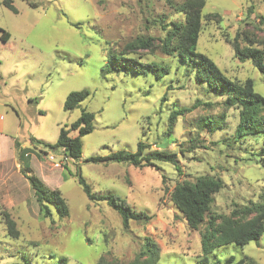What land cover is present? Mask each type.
<instances>
[{
  "label": "rangeland",
  "instance_id": "1",
  "mask_svg": "<svg viewBox=\"0 0 264 264\" xmlns=\"http://www.w3.org/2000/svg\"><path fill=\"white\" fill-rule=\"evenodd\" d=\"M2 1L0 36L4 31L9 38H0V264H58L63 257L67 264L100 259L127 264L142 251L146 238L159 250L156 264H196L202 256L199 232L188 229L169 197L177 183L205 174L220 178L224 188L214 197V215H228L236 204L264 197V157L254 153L264 143L256 137L235 143L237 110L223 106L224 97L207 92L157 47L138 50L135 56L168 66L169 73L159 80L151 73L106 70L110 48L122 49L138 37L155 38L159 45L163 25L183 22V15L173 10L183 0H12L16 13ZM211 13L221 22L202 20L197 51L231 80L251 79L264 98V76L249 61H237L227 43L237 31L264 39V0H205L202 15ZM81 90L89 91V97L65 111L68 94ZM183 107L191 111L176 118L168 137V116ZM82 110L94 120L92 132L81 138V157L74 162L45 150L60 163L54 168L29 139L55 143L60 129L74 123ZM204 119H219L220 129L209 133ZM15 142L30 150L29 173L61 192L68 217L59 218L53 207L50 217L40 216ZM138 143L148 146L144 154L162 149L176 153L180 172L165 162L133 167L86 161L118 151L135 153ZM77 168L92 193L115 195L148 214L149 221H129L124 228L105 202L87 200L74 176ZM3 213L15 223L18 239L8 236ZM244 256L264 264V234L258 243L222 246L206 259L223 264Z\"/></svg>",
  "mask_w": 264,
  "mask_h": 264
},
{
  "label": "trees",
  "instance_id": "2",
  "mask_svg": "<svg viewBox=\"0 0 264 264\" xmlns=\"http://www.w3.org/2000/svg\"><path fill=\"white\" fill-rule=\"evenodd\" d=\"M2 4L16 13L12 5V0H3ZM205 0H183L173 6L177 14L183 15V22L172 21L162 26L163 35L157 41L152 37H138L125 44L122 49L110 48L107 52L106 70L133 75H146L151 73L157 80L169 73V67L160 65L157 62L142 61L135 56L138 50H153L158 48L160 52L172 59H176L186 68V72L192 75L194 81L200 85H205L207 92L216 96L224 97L223 106L227 109L237 110V124L233 131L235 143L253 137L260 138L264 143V98L254 91V84L251 79L238 82L228 78L217 65L206 55L197 51V41L202 30V20L221 22V18L216 13L202 15ZM262 21V18H260ZM162 22V21H161ZM2 41H7L9 34L1 31ZM233 51V57L239 62L249 61L252 66L264 76V39H257L247 31H237L234 37L227 40ZM90 95L89 91L81 90L71 92L65 99L63 109L71 111L78 107ZM165 98H163L164 100ZM189 108H178L170 112L167 120V135H171L173 126L178 116H183L190 112ZM94 115L85 110L81 111L80 117L70 126H63L58 138L53 144H46L33 137H30L29 144L33 149L43 152V155L59 153L65 159L77 162L81 157V138L88 135L93 130ZM222 121L219 119H204L203 125L209 133L220 129ZM76 132L75 137L70 133ZM15 151L19 157L22 172L29 182L35 201L42 218L51 216V207L56 215L63 219L69 216L68 205L59 190L48 189L36 176L29 173L28 149H21L15 142ZM144 143H138L137 151L130 153L126 151L114 152L106 157H91L87 162L102 163H126L133 167H155L157 162H165L174 167L176 172H180L176 153L165 150H151L144 154L147 149ZM47 150V152H45ZM263 159L264 146L255 151ZM255 155V154H253ZM77 184L88 201L105 202L121 218L124 228L128 227L129 221L146 223L151 218L145 212L135 210L125 200L112 195H96L92 193L89 185L81 176L77 168L74 174ZM224 188L223 181L212 175H201L194 181H182L177 183L170 192V201L175 209L180 213L184 223L191 231H198L201 243L202 256L196 264H220L219 261L209 263L206 256L218 248L230 244L240 247L250 242L258 243L264 234V197L255 202L243 205H235L228 215L211 214V206L214 197ZM3 220L7 234L13 239H18V231L15 223L9 218L7 213H3ZM203 227V229H201ZM159 260V250L149 239H145L142 251L135 259L127 264H156ZM67 257L58 259V264H67ZM20 264V263H12ZM95 264H111L100 259ZM223 264H258L251 258L244 256L241 260L235 261L228 258Z\"/></svg>",
  "mask_w": 264,
  "mask_h": 264
},
{
  "label": "built area",
  "instance_id": "3",
  "mask_svg": "<svg viewBox=\"0 0 264 264\" xmlns=\"http://www.w3.org/2000/svg\"><path fill=\"white\" fill-rule=\"evenodd\" d=\"M47 160L52 163V166L54 168H60V163H56L55 158L53 157V155H49L48 154L47 155Z\"/></svg>",
  "mask_w": 264,
  "mask_h": 264
},
{
  "label": "crops",
  "instance_id": "4",
  "mask_svg": "<svg viewBox=\"0 0 264 264\" xmlns=\"http://www.w3.org/2000/svg\"><path fill=\"white\" fill-rule=\"evenodd\" d=\"M1 156V155H0Z\"/></svg>",
  "mask_w": 264,
  "mask_h": 264
}]
</instances>
